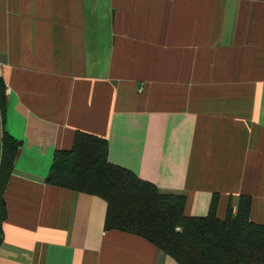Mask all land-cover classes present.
<instances>
[{"label":"crops","instance_id":"0c3cea01","mask_svg":"<svg viewBox=\"0 0 264 264\" xmlns=\"http://www.w3.org/2000/svg\"><path fill=\"white\" fill-rule=\"evenodd\" d=\"M4 130L0 264H177L103 229L105 202L45 182L76 132L184 214L238 197L264 223V0H0Z\"/></svg>","mask_w":264,"mask_h":264},{"label":"trees","instance_id":"16d2710c","mask_svg":"<svg viewBox=\"0 0 264 264\" xmlns=\"http://www.w3.org/2000/svg\"><path fill=\"white\" fill-rule=\"evenodd\" d=\"M6 111V89L0 78V120ZM19 142L0 135V241L5 219L2 198ZM49 185L96 196L105 202L103 229L140 236L177 264H264V223L250 220L251 200L238 197L223 219L216 215L214 195L207 215L184 214L186 197L161 192L150 182L107 161V143L76 132L69 150L55 151L45 179Z\"/></svg>","mask_w":264,"mask_h":264}]
</instances>
